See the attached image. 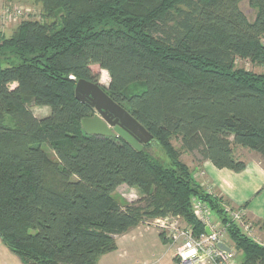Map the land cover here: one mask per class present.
<instances>
[{
	"label": "trees",
	"instance_id": "obj_1",
	"mask_svg": "<svg viewBox=\"0 0 264 264\" xmlns=\"http://www.w3.org/2000/svg\"><path fill=\"white\" fill-rule=\"evenodd\" d=\"M35 1L51 21L23 20L0 37L3 244L22 264H96L144 216L180 215L205 232L197 198L226 226L240 264H264V244L181 159L197 153L235 172L246 167L235 146L264 159V73L235 66L237 58L264 64V0ZM242 1L256 10L253 20ZM94 64L110 75L104 90L152 134L142 150L84 130L95 110L75 87L99 82ZM31 105L51 112L39 118ZM123 184L140 189L141 202H117Z\"/></svg>",
	"mask_w": 264,
	"mask_h": 264
},
{
	"label": "rangeland",
	"instance_id": "obj_2",
	"mask_svg": "<svg viewBox=\"0 0 264 264\" xmlns=\"http://www.w3.org/2000/svg\"><path fill=\"white\" fill-rule=\"evenodd\" d=\"M5 7H10L17 10L20 9L21 16L18 18L8 17V19L4 20L3 16L5 15V11H3L2 9H4ZM240 7L250 20H253L255 18L256 10L249 5L248 1H242L240 3ZM0 13L2 14V17L0 16V37L1 35L7 37L11 35L15 28L23 20H38L42 23L45 21H51V18L45 17L42 4L36 2L35 0H0ZM62 13L63 11L61 12V14ZM235 66L236 68H244L254 73H264V64L253 63L249 59L237 58ZM91 68L93 73L98 76L99 83L103 87H108L110 83V75L108 71L102 69L97 64L92 65ZM11 87H14V84L11 85ZM31 109L39 118L47 116L51 112L50 108L47 106L41 107L31 105ZM172 143L177 149L181 148V143L177 138H174ZM42 147L53 159H56V155L52 152L48 144L43 143ZM148 150L153 154L161 157L164 162L168 161L167 156L162 154V152L159 151L155 146H150ZM234 150L237 155L242 156L243 158L254 156V154H251L249 152H243L242 150H240L239 146H235ZM199 158L200 155L197 153L195 154L183 152L181 154V159L186 163L190 162L193 159L194 162H197ZM260 159L264 163V159L261 156ZM206 184L207 183L202 182V187ZM113 196L116 201L121 204H130L141 202L144 194L140 189L136 187H131L123 184L113 192ZM229 208L230 210L233 209L234 211H242L245 213L244 209H242L241 207L234 208L229 206ZM227 213L229 214L231 219L238 223V225H240L251 238L261 244H264V231L261 232L253 225H251L248 219H246L245 215L240 221V219H236V217H233L231 212L227 211ZM213 215L217 218L214 213ZM157 218L159 217L148 218L144 216L142 221L136 227H132L125 234L116 237V249L100 256L96 264H177V261H179L178 258L172 256V252L175 247L171 242L163 241L160 233H162L165 237V232L155 223ZM181 219L183 225H188L182 217ZM260 224L263 226L262 229L264 230V222ZM230 242L234 246V243L231 239ZM0 247V249L7 254L6 256L4 254L0 255V257L2 258L0 264H22L20 258L13 252H11V250L5 244H3L1 239ZM235 253L238 260L240 252L235 249Z\"/></svg>",
	"mask_w": 264,
	"mask_h": 264
},
{
	"label": "built area",
	"instance_id": "obj_3",
	"mask_svg": "<svg viewBox=\"0 0 264 264\" xmlns=\"http://www.w3.org/2000/svg\"><path fill=\"white\" fill-rule=\"evenodd\" d=\"M2 10L5 11L4 20L8 17L18 18L21 16L20 9L5 7ZM0 16L2 17L1 13ZM225 208L240 221L245 215L242 211L230 210L229 206H225ZM193 210L197 219L205 227H209V234L206 231L197 233L193 227L183 225L180 215H167L159 217L155 221L157 226L165 232L166 239L175 247L174 257L178 258V264H240L236 258L235 248L228 237L226 226L221 220L214 217L210 206L195 198ZM221 242L225 243L230 251L219 247L218 244Z\"/></svg>",
	"mask_w": 264,
	"mask_h": 264
},
{
	"label": "crops",
	"instance_id": "obj_4",
	"mask_svg": "<svg viewBox=\"0 0 264 264\" xmlns=\"http://www.w3.org/2000/svg\"><path fill=\"white\" fill-rule=\"evenodd\" d=\"M240 150L254 154L252 157L243 158L235 153L237 158L246 162V167L241 172L217 168L209 160L194 162L193 159L187 164L190 168L192 166L194 176L201 185L202 182L207 183L203 188L208 193L222 198L226 206L244 209L249 223L262 232L264 230L260 223L264 222V163L257 152L244 147H240ZM1 254L7 255L0 249Z\"/></svg>",
	"mask_w": 264,
	"mask_h": 264
},
{
	"label": "water",
	"instance_id": "obj_5",
	"mask_svg": "<svg viewBox=\"0 0 264 264\" xmlns=\"http://www.w3.org/2000/svg\"><path fill=\"white\" fill-rule=\"evenodd\" d=\"M75 95L79 101L88 103L95 110L93 116L82 119V126L88 134L121 136L139 151L152 141V134L125 107L114 101L99 82L79 79ZM206 233H210L209 227H206ZM218 246L230 251L225 243L221 242Z\"/></svg>",
	"mask_w": 264,
	"mask_h": 264
}]
</instances>
